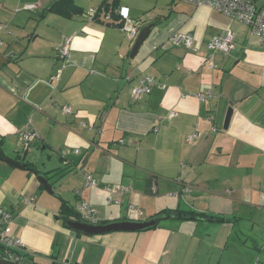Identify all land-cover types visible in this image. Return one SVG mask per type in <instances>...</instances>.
Listing matches in <instances>:
<instances>
[{
	"label": "crops",
	"instance_id": "crops-1",
	"mask_svg": "<svg viewBox=\"0 0 264 264\" xmlns=\"http://www.w3.org/2000/svg\"><path fill=\"white\" fill-rule=\"evenodd\" d=\"M56 1L0 0V149L34 163L54 189L0 158V208L12 214L24 261L264 264L261 39L247 24L186 0H73L83 11L71 17L49 10ZM104 2L128 7L139 33L147 29L134 55L137 38L110 23L120 17L108 18ZM30 3L36 8L26 9ZM227 30L235 48L209 59L208 41ZM175 32H191L194 48L172 44ZM66 38L70 50L62 56ZM146 75L155 79L152 91L136 97L133 88ZM207 92L201 102L197 94ZM28 125L35 135L27 143L21 133ZM85 172L98 186H85ZM121 184L131 192L110 203L105 186ZM62 199L77 213L90 202L98 223L165 209L223 219L171 217L142 231L84 234L59 216Z\"/></svg>",
	"mask_w": 264,
	"mask_h": 264
},
{
	"label": "built area",
	"instance_id": "built-area-1",
	"mask_svg": "<svg viewBox=\"0 0 264 264\" xmlns=\"http://www.w3.org/2000/svg\"><path fill=\"white\" fill-rule=\"evenodd\" d=\"M194 5H208L214 8L215 10L227 15L233 20H237L247 24L251 28L252 34L258 36L261 41L264 43V0L263 3H260V0H186ZM26 9L36 8V4L30 3L25 5ZM116 14L120 17L121 29L123 32L131 39L135 40L140 31V22L133 18L130 14L128 7L121 6L116 9ZM88 14L91 17L96 15V10L91 8L89 9ZM111 14H108L107 17L111 18ZM170 41L174 45H182L187 48H194L195 38L191 32H175L170 36ZM71 39L66 38L64 43L59 49V52L62 56L68 54L70 50ZM3 45V40L0 38V49ZM207 48L209 51V59H211L216 53L229 54L234 48L235 43L233 40V34L230 30L221 32L212 36V38L207 43ZM210 68H213L215 64L210 62ZM59 78V74L55 76ZM155 83L154 77L150 75L144 76L139 85L133 88V93L136 97H140L145 94H149L152 91L153 85ZM209 93H200L197 94V97L201 102H205L208 98ZM63 111L65 113H72V108L68 105L63 106ZM177 115L176 112H170L168 118H173ZM157 130V129H155ZM23 139L28 143L32 140L35 135V129L28 125L25 131L21 133ZM198 134L192 133L189 135V140L197 138ZM77 153L79 149L75 150ZM85 186L86 187H96L98 186V181L94 175L90 172L84 173ZM105 189L108 191V201L110 203H123L124 199L120 198L126 193L131 192V185H117L114 188L110 186H105ZM156 190V187H153ZM129 209L132 212H136L138 217H141V210L135 205L130 204ZM77 211L80 214L81 218L91 222L98 223V214L99 211L88 201H82L78 207ZM12 214L0 208V248L4 254L19 263H23L24 259L20 250L25 247L24 242L19 237L11 235V222Z\"/></svg>",
	"mask_w": 264,
	"mask_h": 264
},
{
	"label": "water",
	"instance_id": "water-1",
	"mask_svg": "<svg viewBox=\"0 0 264 264\" xmlns=\"http://www.w3.org/2000/svg\"><path fill=\"white\" fill-rule=\"evenodd\" d=\"M146 34H147V29H144L139 33L132 50V55H134V53L138 50L142 42L145 40ZM1 153L4 155L6 161H8L9 163L19 167H24V164H22L17 159L6 156L2 150ZM38 177L41 183L46 188V190H48L51 193H54L53 185L50 183L48 176L43 172L40 173ZM165 218L166 216L160 215L143 220L126 218V219L113 220L104 223H91L81 218L80 220H68L67 223L71 228L78 230L84 234H102V233H109L114 231L147 230L156 227L159 224V222ZM0 264H24V263L16 262L8 258L5 254L0 253Z\"/></svg>",
	"mask_w": 264,
	"mask_h": 264
},
{
	"label": "trees",
	"instance_id": "trees-1",
	"mask_svg": "<svg viewBox=\"0 0 264 264\" xmlns=\"http://www.w3.org/2000/svg\"><path fill=\"white\" fill-rule=\"evenodd\" d=\"M103 8L107 11L110 12L113 16L114 19H118L119 16L115 13L117 6L113 5V4H109L108 2H104L103 4ZM50 11H54L57 12L63 16L66 17H71L74 14L77 13H82L83 9L80 8L79 6H77L73 0H58L55 3H53L50 7H49ZM116 26H121V22H110ZM109 23V24H110ZM0 158H4V155L1 153V149H0ZM24 167L29 169L32 172L37 173V175H39L41 172L38 168H36V166L34 165V163L26 161L24 162ZM46 174V173H44ZM44 187V185L42 184V188ZM166 216V218H201V217H207L210 220H222L223 218H219V217H215V216H209L206 214H202V213H198L192 210H183V209H165L163 211H161L160 213H158L155 216ZM59 216L63 217L65 219L66 224H68V220H80L81 217L80 215L76 212V210L64 199H62V207H61V211ZM153 216V217H155ZM69 226V225H68ZM80 232V231H79ZM82 233V232H80ZM0 253L4 254V252L1 251L0 248ZM24 264H37L35 262H23Z\"/></svg>",
	"mask_w": 264,
	"mask_h": 264
},
{
	"label": "rangeland",
	"instance_id": "rangeland-1",
	"mask_svg": "<svg viewBox=\"0 0 264 264\" xmlns=\"http://www.w3.org/2000/svg\"><path fill=\"white\" fill-rule=\"evenodd\" d=\"M260 3H263V0H260Z\"/></svg>",
	"mask_w": 264,
	"mask_h": 264
}]
</instances>
